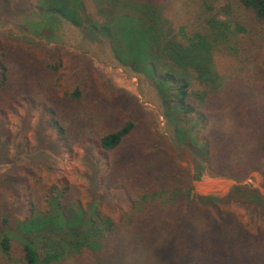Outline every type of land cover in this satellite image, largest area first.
Returning a JSON list of instances; mask_svg holds the SVG:
<instances>
[{
  "label": "trees",
  "instance_id": "16d2710c",
  "mask_svg": "<svg viewBox=\"0 0 264 264\" xmlns=\"http://www.w3.org/2000/svg\"><path fill=\"white\" fill-rule=\"evenodd\" d=\"M78 1L0 0V16L30 33L0 31V156L14 139L23 160L15 182L30 191L23 213L0 218V253L15 249L16 264H264V201L239 184L258 171L264 187V0H236L242 18L179 25L165 15L173 0H136L132 11L110 0L98 19ZM55 14L87 23L120 63L153 80L172 138L134 96L111 89L89 56L42 40ZM215 54L237 59L241 71L222 80ZM9 115L20 121L15 131ZM32 118L42 144L60 156L79 151L92 204L67 181L37 185L22 139ZM1 167V181H14ZM203 173L238 183L225 197L191 199ZM12 217H22L18 228Z\"/></svg>",
  "mask_w": 264,
  "mask_h": 264
},
{
  "label": "rangeland",
  "instance_id": "374dc122",
  "mask_svg": "<svg viewBox=\"0 0 264 264\" xmlns=\"http://www.w3.org/2000/svg\"><path fill=\"white\" fill-rule=\"evenodd\" d=\"M82 6L86 8L89 16L93 19H98L100 17V11L104 7L108 6L106 2L110 0H79ZM113 1V7L115 9H125L132 11L134 8V2L136 0H111ZM121 2V4H120ZM205 2L204 6L201 0H173V10L171 12L165 11V15L173 20L176 25L181 24L185 21H196L202 20L204 15L217 16L220 19L226 18H236L241 15L240 9L236 5V0H202ZM207 6H213V9L208 11ZM231 6V7H230ZM234 7H237L234 9ZM25 16V15H24ZM22 16L20 19H26ZM240 17V16H238ZM242 18V17H240ZM45 16H39L36 22L40 23L45 21ZM53 24V33L47 37H43L42 40L47 41L51 45L60 44L66 46L68 49L83 53L92 59L94 67L97 69L101 79L107 83L109 87L113 90H119L125 92L127 95L134 96L138 103L142 105V110L147 113L148 120L152 127L157 129L163 136L168 139L172 138L173 130L172 126L168 124L166 118L163 115V105L159 92L153 82V80L146 74L134 71L129 66L120 63L113 55L111 47L107 38L99 32L87 27V23L81 26H76L69 22L66 18L59 14L52 16L50 20ZM231 21V26L235 29L234 20ZM38 23V24H39ZM39 24V25H40ZM38 25V26H39ZM12 31L19 34H30L29 32H20L18 26L12 23L7 17L0 16V31ZM214 68L219 74L222 80L237 74L241 71V63L229 56H223L221 54H215L213 58ZM261 63L264 64V56H261ZM21 115V113H19ZM33 125L30 130L26 131L23 135V141L25 144V158L27 160V166H34V180H40L37 184L42 183L43 185H49L61 181H67L78 190V196L82 200L83 206L90 205V200L87 198L86 185L89 182L88 178L83 175L85 167L79 159V151L77 150L74 154L63 153L61 156L54 151L52 143L50 145L42 144L44 139H40L39 128L37 124L34 123L35 119L31 120ZM5 123L10 130L15 131L19 126L20 121L17 116H7ZM37 126V128H36ZM43 131V130H42ZM41 131V134H44ZM14 139L7 142L4 146L3 160L0 156V172L3 164L9 165V168L5 170L8 172L10 170V176L14 178L6 183L1 181L2 174H0V196H2L3 201L0 204V218L5 216H12L13 211L22 212L21 206L24 208V203H27L26 198L29 194V190L23 186L20 182H15L17 177L14 173L19 170V166L22 165L23 160H18L14 158L17 152V145L14 143ZM3 152V151H2ZM0 151V155L2 154ZM182 165L190 169L191 173L195 171V163L188 160L180 159ZM26 165V164H25ZM223 180L228 182L229 185L226 188L222 186H215L213 188L200 190L198 185L193 184V182H204L205 180ZM263 176L258 171H253L250 175L239 182V184H244L249 189L257 190V198L259 201H264V187L262 186ZM29 182L33 183L31 178ZM233 178L228 176H218L203 173L199 178H194L192 181V189H194V194L191 199L197 196H217L219 198L228 195L234 184H237ZM40 186V185H39ZM37 187V186H36ZM33 188L34 189L36 188ZM88 188V187H87ZM224 189V190H223ZM30 198V197H28ZM235 213L242 215V210L239 206L233 207ZM20 218L12 217L10 220V225L18 228ZM14 249V248H13ZM12 255L6 258L0 253V264H16L15 249L11 252Z\"/></svg>",
  "mask_w": 264,
  "mask_h": 264
},
{
  "label": "bare ground",
  "instance_id": "6f19581e",
  "mask_svg": "<svg viewBox=\"0 0 264 264\" xmlns=\"http://www.w3.org/2000/svg\"><path fill=\"white\" fill-rule=\"evenodd\" d=\"M211 185L213 187L218 185L220 187L222 186V188H226L229 185V183L228 182H223V181L217 180V179H215V180H205L204 182L199 183V188H200L201 191L202 190L204 191L207 187H209Z\"/></svg>",
  "mask_w": 264,
  "mask_h": 264
},
{
  "label": "water",
  "instance_id": "95a60500",
  "mask_svg": "<svg viewBox=\"0 0 264 264\" xmlns=\"http://www.w3.org/2000/svg\"><path fill=\"white\" fill-rule=\"evenodd\" d=\"M193 184H196L199 187V183L198 182H195V183L193 182ZM209 188H213V186L211 185V186L207 187L206 189H209ZM193 194H194V189H191L190 190V198L193 197Z\"/></svg>",
  "mask_w": 264,
  "mask_h": 264
}]
</instances>
